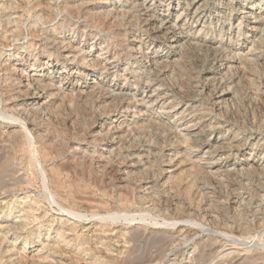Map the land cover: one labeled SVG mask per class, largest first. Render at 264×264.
I'll list each match as a JSON object with an SVG mask.
<instances>
[{
	"label": "rangeland",
	"instance_id": "1",
	"mask_svg": "<svg viewBox=\"0 0 264 264\" xmlns=\"http://www.w3.org/2000/svg\"><path fill=\"white\" fill-rule=\"evenodd\" d=\"M34 3L0 0V157L13 131L37 153L0 170V264H121L155 245L151 264H192L208 238L264 252V0Z\"/></svg>",
	"mask_w": 264,
	"mask_h": 264
},
{
	"label": "bare ground",
	"instance_id": "2",
	"mask_svg": "<svg viewBox=\"0 0 264 264\" xmlns=\"http://www.w3.org/2000/svg\"><path fill=\"white\" fill-rule=\"evenodd\" d=\"M50 1V0H49ZM52 1V0H51ZM90 1V0H89ZM32 2V1H31ZM78 2V1H77ZM7 3H9V2H7ZM25 3V2H24ZM43 3H45V0H35V3H34V5H35V7H38V6H42V4ZM91 3V2H90ZM193 3V2H192ZM192 3L191 4H189V6L190 7H192V8H194V5H192ZM10 4V3H9ZM20 4V3H19ZM31 4V3H30ZM79 4V3H78ZM83 4V3H82ZM223 4V3H222ZM4 5V4H3ZM8 5V4H7ZM44 5H46V4H44ZM43 5V6H44ZM73 5V4H72ZM70 6L69 7V4H68V7H69V9L68 10H74L75 11V8L76 7H73V6ZM76 5V4H75ZM85 5V4H84ZM134 5V4H133ZM12 6V5H11ZM42 6V7H43ZM64 6V5H63ZM5 7V6H4ZM8 7V6H7ZM17 7V6H16ZM15 7V8H16ZM9 8V7H8ZM14 8V9H15ZM19 8V7H18ZM64 8V7H63ZM7 9V8H6ZM130 9V8H129ZM188 9H190V8H188ZM260 9V14H262L263 12H264V8H262V6L259 8ZM35 10V9H34ZM63 10V9H62ZM70 10V11H71ZM134 10V9H133ZM187 10V9H186ZM26 11V10H25ZM29 11V10H28ZM27 11V12H28ZM130 12V11H129ZM26 13V12H25ZM77 13V12H76ZM94 13H95V11H94ZM196 13V12H195ZM70 14V13H69ZM92 14H93V12H92ZM136 14V13H135ZM134 15V14H133ZM196 15V14H195ZM99 16V15H98ZM97 16V17H98ZM94 17H96L95 16V14H94ZM181 17V16H180ZM82 18H84V17H82ZM89 18H90V16H89ZM259 18V17H258ZM107 19V18H106ZM105 19V20H106ZM168 19V18H167ZM178 19V18H177ZM46 20V19H45ZM94 20V19H93ZM104 20V21H105ZM258 20V19H257ZM260 20V19H259ZM264 20V19H263ZM47 21V20H46ZM46 21H44V22H46ZM100 21H101V19H100ZM103 21V20H102ZM108 21V20H107ZM110 21V20H109ZM147 21V20H146ZM163 21V20H162ZM185 21V20H184ZM261 21V20H260ZM91 22V21H90ZM111 22V21H110ZM8 23V22H7ZM87 23H88V21H87ZM164 23V22H163ZM194 23V22H193ZM109 24V23H108ZM106 25V24H105ZM100 26V25H99ZM167 26V25H166ZM170 26V25H169ZM184 26V25H183ZM158 27H160V26H158ZM168 27V26H167ZM181 27V26H180ZM257 27V26H256ZM150 28H151V26H150ZM170 28V27H169ZM251 28V27H250ZM154 29V28H153ZM248 29H249V27H248ZM252 30H254V28H251ZM250 29V30H251ZM255 29H257V28H255ZM156 30V29H155ZM258 30V29H257ZM173 31V30H172ZM172 31H169V34H168V36L169 37H166V39H170L171 41H175V42H179V40H178V38L176 37V35L174 36V34L172 33ZM199 31H201V30H199ZM13 32V31H12ZM164 32V31H163ZM20 33V32H19ZM196 33H198L199 34V32H196ZM203 33V32H202ZM15 34V33H14ZM164 34H165V32H164ZM206 34V33H205ZM41 35V34H40ZM38 36V34L37 35H35V33L32 35L31 34V38H32V40H33V37H41V36ZM184 35V34H183ZM18 36V35H17ZM16 36V37H17ZM20 36V35H19ZM152 37V36H151ZM188 37V36H187ZM192 37V36H191ZM204 37V36H203ZM202 37V38H203ZM35 38V39H36ZM47 38V37H46ZM46 38H43L42 40L44 41V42H48V40L50 39H46ZM161 38V37H160ZM176 38V39H175ZM198 39V41H196V45H205V39ZM253 38V37H252ZM162 39V38H161ZM41 40V39H40ZM41 40V41H42ZM51 40V39H50ZM49 40V41H50ZM158 40V39H157ZM163 41V40H162ZM253 41H254V38H253ZM185 42V41H184ZM42 43V42H41ZM49 43V42H48ZM60 43V42H59ZM257 43V42H256ZM52 44V43H51ZM51 44H49V45H51ZM61 44H62V42H61ZM181 44V43H180ZM254 44H255V42H254ZM252 45V47H250V49H248L249 50V52H255V45ZM186 45V44H185ZM191 45H193V44H191ZM195 45V44H194ZM55 46V45H54ZM59 46V45H58ZM182 46V45H181ZM251 46V45H250ZM258 46V45H257ZM198 47V46H197ZM28 48V47H27ZM176 48V46H172V45H169V50H171V52H170V55H173V54H176V50L177 49H175ZM259 50V49H258ZM257 50V51H258ZM256 51V52H257ZM258 53V52H257ZM257 53H255V54H257ZM178 54V53H177ZM249 54V53H248ZM234 55V54H233ZM235 55H237V54H235ZM260 55V54H259ZM259 55H255L254 56V60L255 61H258V60H260V59H262ZM65 56V55H64ZM68 56V55H67ZM219 56V55H218ZM116 57V56H115ZM217 57V56H216ZM239 57V56H238ZM62 58V57H61ZM219 58V57H218ZM226 58V57H225ZM237 58V57H236ZM240 58V57H239ZM242 58V57H241ZM247 58V57H246ZM233 59V58H232ZM243 59V58H242ZM241 59V60H242ZM250 59V58H249ZM253 59V58H252ZM230 60V59H229ZM237 60V59H236ZM239 60V59H238ZM244 60V59H243ZM243 60L242 61H240L239 62V67H237L238 68V72H235V74H238L237 75V78H238V76H240V77H243L244 75H245V72L247 71V68L245 67V66H247L244 62H243ZM247 60V59H246ZM222 61V60H221ZM228 61V60H227ZM172 62V61H171ZM253 62V61H252ZM261 62H263V61H261ZM157 63V62H156ZM168 63V62H167ZM218 63V62H217ZM237 63V62H236ZM258 63H260V62H258ZM256 64V63H255ZM97 65H99V64H97ZM96 65V66H97ZM114 65V64H113ZM260 65H262V63L260 64ZM259 66V65H258ZM149 68V67H148ZM153 68V67H152ZM236 68V67H235ZM236 68V69H237ZM154 69V68H153ZM232 69V68H231ZM210 71V70H209ZM248 73H249V70H248ZM229 76V75H228ZM246 77V76H245ZM229 78V77H228ZM234 79V78H233ZM236 79V78H235ZM34 80H36V78L34 79ZM79 80V79H78ZM231 80V82H230V84L232 83V78H229L228 79V82ZM38 81H40V80H37V82H35L36 84H35V86L36 85H38V84H40V83H38ZM234 82V81H233ZM38 83V84H37ZM146 83V82H145ZM49 84V83H48ZM44 85V84H43ZM43 85L41 84V88H43ZM51 85V84H50ZM31 86V85H30ZM29 86V87H30ZM147 86V85H146ZM204 86H206V85H204ZM222 86V85H221ZM47 87V86H46ZM99 87V86H98ZM46 89V88H45ZM89 89V88H88ZM159 90V89H158ZM81 91V90H80ZM64 92V91H63ZM111 92H113V91H111ZM83 93V92H82ZM114 93V92H113ZM112 93V94H113ZM156 93V92H155ZM224 93V94H223ZM220 96H218L217 97V99L214 101L215 103H216V101H223L224 99H225V95H227V94H225V93H228V91L226 92H223ZM79 94V93H78ZM81 94V93H80ZM79 94V95H80ZM118 94V93H117ZM119 95V94H118ZM122 95V94H121ZM115 96V95H114ZM157 96V95H156ZM160 96V95H159ZM158 96V97H159ZM165 96V95H164ZM35 96H31V97H27V101H30V102H33V101H35L36 100V98H34ZM38 97V96H37ZM113 97V96H112ZM149 97V96H148ZM151 97V96H150ZM156 98V97H155ZM161 98H163V96L161 97ZM161 98H158V100L159 99H161ZM134 99V98H133ZM154 100V99H153ZM163 100H165L164 98H163ZM168 100V99H167ZM214 100V99H213ZM129 101H131V100H129ZM148 101V100H147ZM162 101V100H161ZM140 102H141V100H140ZM142 102H143V99H142ZM146 102V101H145ZM155 102V103H154ZM139 103V102H138ZM136 101H132V102H129V103H127V107L126 108H129V107H133V106H136L137 104H138ZM150 103V102H149ZM148 103V104H149ZM153 103L155 104V105H157L158 103H157V101H153ZM163 103V102H162ZM169 103V102H168ZM214 103V104H215ZM121 104V103H120ZM143 104H144V102H143ZM147 103H146V105H148ZM216 104H218V102L216 103ZM222 104V103H221ZM150 105H152V101H151V104ZM162 105V104H161ZM166 105V104H165ZM152 106H154V105H152ZM141 107H142V105H141ZM150 107V106H149ZM154 108V107H153ZM175 108V107H174ZM147 109V108H146ZM171 109H173V108H171ZM128 110V109H127ZM137 111V110H136ZM162 111V110H161ZM183 111V110H182ZM181 111V112H182ZM186 111V110H185ZM165 113H166V111H164ZM141 113V112H140ZM150 113V112H149ZM163 113V112H162ZM164 113V114H165ZM167 113H168V111H167ZM182 113H180V115H181ZM187 114V113H186ZM146 115H148V114H146ZM168 116V115H167ZM176 116V115H175ZM184 116V115H183ZM137 116H135L134 118H136ZM148 117V116H147ZM174 117V116H173ZM178 117H179V115H178ZM180 118H182V116L180 117ZM184 118V117H183ZM186 119V118H185ZM149 120H150V118H149ZM176 120H177V118H176ZM152 121H154V120H152ZM178 121V120H177ZM180 121V120H179ZM155 122H157V121H155ZM181 122V121H180ZM189 122V121H188ZM161 123V122H160ZM166 123V122H165ZM149 124V123H148ZM147 124V125H148ZM188 125H190L189 123H187ZM134 125V124H133ZM160 125V124H159ZM195 125V124H194ZM21 126V125H20ZM119 126V125H118ZM129 126V125H128ZM163 126V125H162ZM184 126H186V125H184ZM183 126V127H184ZM139 127H140V125H139ZM119 128H121V127H119ZM129 128V127H128ZM128 128H126V130H128ZM131 128V127H130ZM167 128V127H166ZM186 128H188V127H186ZM117 129V128H116ZM135 129V128H134ZM195 129V128H194ZM171 131V130H170ZM25 133H23L22 131H20V133L19 132H16V131H13L12 133H10L9 134V140L11 141L12 140V143H11V145H12V149H13V152L11 153V155H10V153H7V154H9V155H5V156H1L0 157V159H2L1 161L2 162H0L1 163V165H0V170H5L6 172H7V170H6V168L7 167H10V166H8V164L12 161V160H14V156L16 157V154L19 152V154L22 152V155L24 154V155H26V156H28V157H30V158H32L31 159V162H32V160H34L35 162H37V158L35 157V154L37 155V153H35L34 154V151L33 150H28V148H30V146L29 147H25V145H23L21 142H20V144H16V142H18V135L19 134H21V136H24V138L26 139V141H27V139H29L27 136V134H29L28 132H26V131H24ZM120 132V131H119ZM132 132V131H131ZM130 132V133H131ZM7 133V132H6ZM9 133V132H8ZM94 132L93 131H91V133H90V135L92 136V134H93ZM200 133V132H199ZM96 134V133H95ZM132 134V133H131ZM197 134V133H196ZM194 135V134H193ZM8 136V135H7ZM32 136V135H31ZM128 136V135H127ZM198 136V135H197ZM126 137V136H125ZM203 137V136H202ZM201 137V138H202ZM18 138V139H17ZM178 138V137H177ZM3 139V138H2ZM7 139V138H6ZM3 140H5V137H4V139ZM187 140V139H186ZM190 140V139H189ZM198 140V139H197ZM236 140V139H235ZM29 141V140H28ZM27 141V142H28ZM183 141V140H182ZM217 141V140H216ZM185 142V141H184ZM183 142V143H184ZM225 142V141H224ZM2 143V142H1ZM29 143L30 142H28V145H29ZM228 143V142H227ZM8 145H9V143H7ZM6 144V145H7ZM241 144V143H240ZM45 145V144H44ZM226 145V144H225ZM237 145V144H236ZM239 145V144H238ZM15 146H17L18 147V151H16L14 148H16ZM26 146H27V144H26ZM46 146V145H45ZM232 146V145H231ZM242 146V147H241ZM241 146H239V147H241L240 149H239V151L240 152H244L245 151V145H244V143H243V145H241ZM221 147V146H220ZM228 147H230V145H228ZM238 147V146H237ZM236 147V148H237ZM5 148V147H4ZM40 148V147H39ZM207 148V147H206ZM2 149V148H1ZM10 149V148H9ZM225 149V148H224ZM47 149H45V147H43L40 151V157L43 159V160H46L47 158H48V151H46ZM228 150V149H227ZM3 151V150H2ZM10 151H12L11 149H10ZM10 151H8V152H10ZM209 151V150H208ZM218 151V150H217ZM216 151V152H217ZM0 152H1V150H0ZM5 152V151H4ZM15 152V153H14ZM15 154V155H12V154ZM166 153V152H165ZM168 153V152H167ZM171 153V152H170ZM133 155V154H132ZM211 155V154H210ZM252 155V154H251ZM129 156V155H128ZM127 156V157H128ZM134 156V155H133ZM173 156V155H172ZM214 156V155H213ZM176 158V157H175ZM227 158V157H226ZM127 159V158H126ZM169 159V158H168ZM17 160V159H16ZM197 160V159H196ZM215 160V159H214ZM248 160V159H247ZM170 161H172V160H170ZM195 159H193L192 161L190 160V162H189V164H191L192 166H191V168L193 167L194 168V171L195 172H198V170L195 168L196 166H195ZM197 162V161H196ZM200 162V161H199ZM207 162V161H206ZM206 162H204V163H206ZM218 162V161H217ZM134 163V162H133ZM165 163V162H164ZM168 163V162H167ZM195 163V164H194ZM210 163V162H209ZM13 164V163H12ZM171 164V163H170ZM77 165V164H76ZM131 165V164H130ZM205 165V164H204ZM251 168L253 167V165H251V163L250 164H248ZM13 166V165H12ZM72 166V165H71ZM190 166V165H189ZM200 166V165H199ZM208 166V165H207ZM249 166H247V167H249ZM69 167V166H68ZM132 167V166H131ZM167 167H169V168H167L168 170L170 169V167H172L171 165H167ZM206 167V166H205ZM192 168V169H193ZM200 167H198V169H199ZM251 168H250V170H251ZM8 169V168H7ZM201 169V168H200ZM199 169V170H200ZM252 169H254V168H252ZM10 170H12V169H10ZM10 170H8L9 172H10ZM162 170V169H161ZM168 170H164L165 172H166V175L167 174H170L172 171H168ZM205 170V169H204ZM226 170V169H225ZM236 170V169H235ZM255 170V169H254ZM4 171V172H5ZM71 171V170H70ZM163 171V170H162ZM217 171H218V169H217ZM229 171V170H228ZM3 172V173H4ZM194 172V173H195ZM203 172V171H202ZM210 172V171H209ZM216 172V171H215ZM214 172V173H215ZM2 173V171L0 172V174ZM78 173H79V171H78ZM161 173V172H160ZM188 173V172H187ZM212 173H213V171H212ZM211 173V174H212ZM48 174V173H47ZM86 174V173H85ZM161 174H163V173H161ZM210 174V173H209ZM165 175V176H166ZM217 175V174H216ZM1 176V175H0ZM2 176H3V174H2ZM0 177L1 178V180L3 181V177ZM48 176V175H47ZM49 176H51L50 177V179H51V183H52V185L54 186V188L56 189V192H58V191H60V189H61V185H60V183L58 182V180H57V174H56V172L53 170L51 173H50V175ZM7 177V176H6ZM10 177V176H9ZM163 177V176H162ZM7 179V178H6ZM20 179H22V178H20ZM49 179V180H50ZM169 179H170V177H169ZM11 180V179H10ZM19 180V179H18ZM17 180V181H18ZM42 182H43V188H45L46 189V187H45V182H44V180H45V178H44V176H42ZM6 181V180H5ZM5 181H3L4 183H5ZM8 181V180H7ZM168 181V180H167ZM4 183H2V184H4ZM20 183H21V181H20ZM18 184V183H17ZM7 185H8V183H7ZM6 186V185H5ZM9 187V186H8ZM19 187V186H18ZM126 187V186H125ZM127 188V187H126ZM54 190V189H53ZM69 193H71V192H69ZM51 196V195H50ZM53 198V197H52ZM73 198V197H72ZM34 210V209H33ZM34 212V211H33ZM114 213V212H113ZM112 213V214H113ZM71 214H73V213H71ZM97 214V213H96ZM95 214V215H96ZM100 214V213H99ZM73 215H75V214H73ZM82 215V214H81ZM94 215V214H93ZM117 216V215H116ZM130 216V215H129ZM128 216V218H123L124 220H126V221H128V222H130V221H135V220H132V219H134V217H129ZM79 217H81V216H79ZM118 217V216H117ZM117 217H115V216H107V217H104V219L103 218H101L102 220H105V219H111V220H116L117 219ZM124 217V216H123ZM141 218V217H140ZM100 219V218H99ZM136 220H138V219H136ZM110 221V220H109ZM102 222V221H101ZM166 224V223H165ZM137 230V229H136ZM138 231V230H137ZM228 231V230H227ZM232 231V230H231ZM224 233H226V232H224ZM133 234H135V235H133L134 236V240H136V237H140V234H138V232L136 233H133ZM223 234V233H222ZM235 234V233H234ZM161 237H153V238H151L150 237V239L149 240H147V244L149 243V246H151V245H155V244H159V241L161 242V243H164L163 241V238H162V235L161 234H159ZM225 235V234H224ZM231 235V234H230ZM132 236V235H131ZM236 236V235H235ZM167 237V236H166ZM217 238V237H216ZM221 238V237H220ZM138 239V238H137ZM165 239V238H164ZM163 240V241H162ZM166 240V239H165ZM145 241V240H144ZM133 242V241H132ZM243 242V241H242ZM129 243H131V242H129ZM166 243V242H165ZM219 243H221L220 241H218V240H216V239H214V238H208L207 240H205L204 242H201V243H199V244H197L198 246H197V250H196V253L194 254V256H193V259H192V264H252V263H256L257 261H261V260H263L264 261V252H262V253H260L259 251V253H258V255H252L253 253H251V251H250V248H242V247H240V245L241 244H238L236 241H234V242H232V244H229V243H227L226 241H224V242H222V244H219ZM136 244V243H135ZM146 244V245H147ZM134 245V244H133ZM161 245V244H160ZM143 246H144V244H143ZM148 246V245H147ZM264 246V245H263ZM153 247V246H152ZM151 247V248H152ZM245 247V246H244ZM154 248H155V250H154ZM162 248V247H161ZM126 249V248H125ZM147 249H149L148 247L146 248H137L136 246L134 247H131V248H129V249H127L126 251H124V256H122V258H124V260H122V262H121V264H151V262L152 261H155V260H157L158 259V257L160 256V254H161V251H162V249H164V248H162V249H160V247H158V248H156V245H155V247H153V250L154 251H148ZM263 249V248H262ZM8 252V251H7ZM164 255V254H163ZM120 258V257H119ZM192 258V257H191ZM190 258V259H191ZM163 259V258H162ZM121 261V260H120ZM124 261V262H123ZM119 262V261H118ZM156 262H158V261H156ZM155 262V263H156ZM113 263V262H112ZM260 263V262H259ZM108 264H109V262H108Z\"/></svg>",
	"mask_w": 264,
	"mask_h": 264
}]
</instances>
